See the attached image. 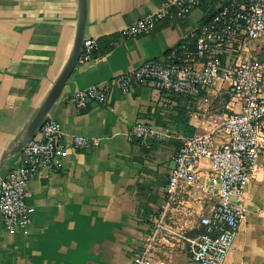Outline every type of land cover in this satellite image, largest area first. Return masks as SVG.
<instances>
[{
  "label": "crops",
  "instance_id": "1",
  "mask_svg": "<svg viewBox=\"0 0 264 264\" xmlns=\"http://www.w3.org/2000/svg\"><path fill=\"white\" fill-rule=\"evenodd\" d=\"M167 0H86L85 38H94L92 57L78 61L48 117L60 124L65 148L57 167L29 179L32 222L11 233L0 216V264H132L151 216L162 204L173 156L181 138L207 132L241 105L223 83L196 97H174L150 82L107 104L77 110L71 95L102 85L147 60L166 61L168 52L195 33L220 0H207L186 15L178 7L149 34L125 38L121 31L152 14ZM78 0H0V178L19 155L11 150L47 96L72 51ZM249 55H259L250 48ZM225 54V58L230 57ZM151 124L161 137L146 148L129 134L135 123ZM82 136L92 148L75 147ZM226 142L217 131L215 143ZM201 181H214L208 162L198 167ZM211 195L183 187L170 229L193 237L199 218L214 210ZM244 217L223 264H264V153L245 188ZM155 258L194 264L186 241L164 233Z\"/></svg>",
  "mask_w": 264,
  "mask_h": 264
},
{
  "label": "built area",
  "instance_id": "2",
  "mask_svg": "<svg viewBox=\"0 0 264 264\" xmlns=\"http://www.w3.org/2000/svg\"><path fill=\"white\" fill-rule=\"evenodd\" d=\"M207 0H167L160 9L125 27V38L149 34L173 7L179 15L188 14ZM173 47L166 61L147 60L138 67L112 77L102 85L75 91L71 100L77 110L90 103L105 105L113 93L128 94L135 85L150 82L174 97L191 98L206 92L216 83L227 86L241 105L207 132L181 138L173 156L162 204L154 213L136 249L132 264H169L155 258L164 233L186 241L194 264H223L244 217L245 188L264 153V63L249 55L250 48L264 49V0H220L212 16L191 35ZM97 47L94 38H85L79 60L88 61ZM230 57L225 58V54ZM217 131L226 142L216 145ZM131 139L148 148L161 134L151 124L137 122ZM64 132L57 121L46 117L35 137L25 145L15 165L0 178V216L7 230L26 231L32 222L33 208L28 204L29 179L40 169L57 167V156L65 148ZM75 147L92 148L96 140L76 136ZM206 161L215 180L201 181L198 167ZM192 187L211 195L214 210L199 218L200 231L187 237L172 230L168 220L177 208V195Z\"/></svg>",
  "mask_w": 264,
  "mask_h": 264
},
{
  "label": "water",
  "instance_id": "3",
  "mask_svg": "<svg viewBox=\"0 0 264 264\" xmlns=\"http://www.w3.org/2000/svg\"><path fill=\"white\" fill-rule=\"evenodd\" d=\"M87 15V3L86 0H78V21L77 28L74 37V43L72 47L71 54L61 73L57 77L56 81L52 85L50 91L47 96L25 127L23 133L21 134L19 140L15 143L11 150V155H20L23 148L27 143H29L37 134L41 124L48 117L49 112L61 96L63 89L69 80L72 72L75 69L79 61V57L82 50V45L85 40L84 30H85V22ZM258 60L261 63H264V49L259 54Z\"/></svg>",
  "mask_w": 264,
  "mask_h": 264
},
{
  "label": "trees",
  "instance_id": "4",
  "mask_svg": "<svg viewBox=\"0 0 264 264\" xmlns=\"http://www.w3.org/2000/svg\"><path fill=\"white\" fill-rule=\"evenodd\" d=\"M211 16H212V15H211ZM211 16H210V17H211ZM210 17H209V18H210ZM209 18H208V19H209ZM208 19H207V20H208ZM207 20H206V21H207ZM168 53H169V52H168Z\"/></svg>",
  "mask_w": 264,
  "mask_h": 264
}]
</instances>
